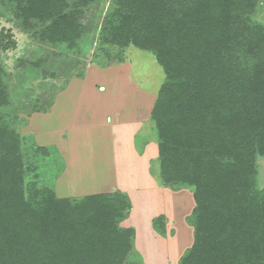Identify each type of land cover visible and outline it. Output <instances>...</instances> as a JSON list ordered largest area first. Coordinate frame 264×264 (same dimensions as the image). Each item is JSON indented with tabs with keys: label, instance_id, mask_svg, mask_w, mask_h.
<instances>
[{
	"label": "trees",
	"instance_id": "obj_1",
	"mask_svg": "<svg viewBox=\"0 0 264 264\" xmlns=\"http://www.w3.org/2000/svg\"><path fill=\"white\" fill-rule=\"evenodd\" d=\"M256 3L112 0L100 28L106 61H123L133 45L164 71L151 110L161 181L192 187L194 199L193 243L179 264H264L256 164L264 156V25L251 17ZM0 4L28 30L38 27L35 37L75 49L89 0ZM25 169L22 137L0 124V264H142L132 258L135 229L120 226L132 208L128 194L59 197L27 181Z\"/></svg>",
	"mask_w": 264,
	"mask_h": 264
},
{
	"label": "rangeland",
	"instance_id": "obj_2",
	"mask_svg": "<svg viewBox=\"0 0 264 264\" xmlns=\"http://www.w3.org/2000/svg\"><path fill=\"white\" fill-rule=\"evenodd\" d=\"M0 7V77L7 95L0 124L22 137L26 180L72 199L132 194L133 210L120 226L135 229L133 260L179 264L194 238L193 188L161 181L151 110L165 74L153 53L131 45L123 61L113 56L108 62L97 51L112 0L82 7L84 30L75 49L40 40L38 27L28 30L15 11ZM251 17L264 25V0H257ZM256 164L264 189L263 155Z\"/></svg>",
	"mask_w": 264,
	"mask_h": 264
},
{
	"label": "crops",
	"instance_id": "obj_3",
	"mask_svg": "<svg viewBox=\"0 0 264 264\" xmlns=\"http://www.w3.org/2000/svg\"><path fill=\"white\" fill-rule=\"evenodd\" d=\"M158 147V146H157ZM60 197V196H59ZM129 197H130V199H131V201H132V208H131V212H132V210H133V197H132V194L131 195H129Z\"/></svg>",
	"mask_w": 264,
	"mask_h": 264
}]
</instances>
